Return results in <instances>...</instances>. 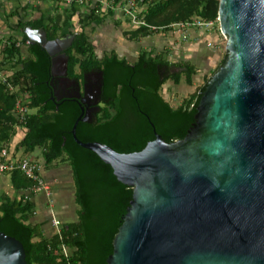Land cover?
I'll use <instances>...</instances> for the list:
<instances>
[{"label":"water","instance_id":"95a60500","mask_svg":"<svg viewBox=\"0 0 264 264\" xmlns=\"http://www.w3.org/2000/svg\"><path fill=\"white\" fill-rule=\"evenodd\" d=\"M217 22L226 61L181 139L152 128L153 139L133 152L81 142L74 128L98 110L100 77L93 90L84 76L74 94L61 93L79 100L73 140L132 189L106 264H264V0H218ZM23 33L50 56L51 79L69 80L64 51L73 35L47 40L29 26ZM0 264H30L23 242L1 225Z\"/></svg>","mask_w":264,"mask_h":264},{"label":"trees","instance_id":"16d2710c","mask_svg":"<svg viewBox=\"0 0 264 264\" xmlns=\"http://www.w3.org/2000/svg\"><path fill=\"white\" fill-rule=\"evenodd\" d=\"M140 3L148 26L132 28L130 38L166 32L171 24L192 18L216 21L217 17L218 0H140ZM63 9L68 26H72L71 18L75 17L78 29L62 31L55 14L41 13L37 18L23 19L25 7L10 11L11 16L17 17L13 27L20 37L6 36L0 48V68L7 63L6 81L16 88L9 91L0 80V151L6 145L10 157L18 150L25 156L38 147L45 166L55 160L67 162L74 186L73 201L77 205L76 220L62 223L57 231L45 235L40 225L32 221L33 201L24 197L31 182L14 169L8 174L12 194L0 191V225L23 242L30 264H106L132 189L119 182L110 166L95 153L73 140L70 129L80 113L79 100L64 97L57 90L56 79H51L49 72L50 56L37 43L25 44L23 29L41 28L47 40L72 34L71 44L64 51L66 77L79 85L84 76L100 77L98 110L89 122L78 121L74 128V135L81 142L102 140L124 152H133L153 139L152 128L169 142L181 139L194 121L200 94L210 77L172 106L159 89L168 79L178 84L181 75L190 85L195 73L193 64L169 62L161 52L151 49L139 50L131 62L112 49L97 57L84 27L113 13L90 11L85 21L77 6ZM226 57L225 52L213 73L224 65ZM16 97H22L30 109L23 125L13 111ZM17 126L23 127L18 138L14 137Z\"/></svg>","mask_w":264,"mask_h":264},{"label":"rangeland","instance_id":"374dc122","mask_svg":"<svg viewBox=\"0 0 264 264\" xmlns=\"http://www.w3.org/2000/svg\"><path fill=\"white\" fill-rule=\"evenodd\" d=\"M59 8H61L59 11L61 14L64 7L59 6ZM62 16L61 23L68 25L65 15ZM85 17L83 20L86 21ZM118 19L119 24H115L114 20L118 21ZM72 20L71 24L73 25L68 27L73 30L78 29L80 25L76 22V19ZM84 28L97 57L112 49L119 57H124L128 62H131L136 58L139 50L151 49L155 53L161 52L169 62L185 61L193 64L195 73L192 76L190 85L183 81V75H181L178 84H174L168 79L161 85L160 94L172 106L179 104L184 97L193 92L206 78L210 77L225 53V38L219 36L218 33L201 29L188 30L186 39H181L178 33H172L170 30L137 39L130 38L129 31L132 28L119 14L105 16L100 21L94 20L86 24ZM171 71H178V69H172ZM89 80L90 78L87 79L88 82ZM88 82H86V85H88ZM86 90L88 93V86ZM79 91H82L81 87H79ZM40 151L41 149L36 147L25 156L36 159L39 172L43 178L45 177L44 181L49 185V197H46L42 190L32 196L35 212L32 221L40 225L45 235H49L55 231V227L50 222L51 217L55 218L60 225L74 221L76 220L77 205L73 201L74 186L67 162L55 160L47 167L43 163ZM23 156V152L18 150L15 152L13 159ZM0 191L12 194L8 174L0 176Z\"/></svg>","mask_w":264,"mask_h":264},{"label":"built area","instance_id":"2783aa9c","mask_svg":"<svg viewBox=\"0 0 264 264\" xmlns=\"http://www.w3.org/2000/svg\"><path fill=\"white\" fill-rule=\"evenodd\" d=\"M55 2V0H52ZM61 6H70L75 5L78 8H81L88 14L92 11L94 14H105L111 11L114 14H119L122 16L131 28H137L139 26H148L143 20V10L144 6L140 3V0H57ZM151 28H153L151 26ZM191 29H201L208 32L218 33L219 36L226 37L221 33L217 17L216 21L214 20H203L200 18H192L188 21L173 23L169 26V30L172 33H178L181 36V39L187 38V32ZM168 30V31H169ZM28 39L25 40V44L29 43ZM226 42V41H225ZM18 44V43H17ZM4 67L0 68V80L4 82L9 91L16 90L11 84L6 81V76L9 73L7 68V63L3 64ZM25 97V95H23ZM13 111L18 119L19 124L23 125L26 115L30 112L28 106L23 102L22 97H16L13 104ZM23 127H15L14 137L18 138L22 135ZM6 145L0 151V157L3 159L0 160V176L3 174H9L12 170L16 169L21 174L30 180L31 184L24 193L25 198L32 200V196L39 192L44 191V195L49 197V185L44 181V178L39 172V165L37 161L26 156L17 157L13 159L10 157L6 151ZM35 212L33 211V214ZM51 224L55 227V231L60 228L59 222L51 217Z\"/></svg>","mask_w":264,"mask_h":264},{"label":"crops","instance_id":"0c3cea01","mask_svg":"<svg viewBox=\"0 0 264 264\" xmlns=\"http://www.w3.org/2000/svg\"><path fill=\"white\" fill-rule=\"evenodd\" d=\"M58 5L61 6L60 4H57L52 0H0V48L5 43L4 39L6 36H17L18 38L20 37L18 31H16L13 27L14 23L17 20V17L11 16L10 11L21 6L25 7V11L22 12L23 19L37 18L41 13L55 14L56 22L62 25V31H66L69 28L68 25L61 23V19L63 17L62 15H65V12L63 9V12L60 14L59 11L61 10V8H59ZM78 11L83 14V17L87 16L86 12L81 8H78ZM71 19L76 18L72 17Z\"/></svg>","mask_w":264,"mask_h":264},{"label":"flooded vegetation","instance_id":"af4514ba","mask_svg":"<svg viewBox=\"0 0 264 264\" xmlns=\"http://www.w3.org/2000/svg\"><path fill=\"white\" fill-rule=\"evenodd\" d=\"M88 77H90L89 84H91V90H93V82L97 77L95 74H90ZM88 77L86 79H88ZM56 88L60 93H73L74 90L77 89L76 84L72 80L66 79H56Z\"/></svg>","mask_w":264,"mask_h":264},{"label":"bare ground","instance_id":"6f19581e","mask_svg":"<svg viewBox=\"0 0 264 264\" xmlns=\"http://www.w3.org/2000/svg\"><path fill=\"white\" fill-rule=\"evenodd\" d=\"M32 159H34V160L36 161V159H35V158H32Z\"/></svg>","mask_w":264,"mask_h":264}]
</instances>
